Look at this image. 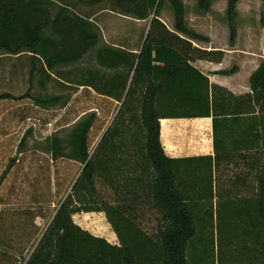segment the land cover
Wrapping results in <instances>:
<instances>
[{"label":"trees","instance_id":"16d2710c","mask_svg":"<svg viewBox=\"0 0 264 264\" xmlns=\"http://www.w3.org/2000/svg\"><path fill=\"white\" fill-rule=\"evenodd\" d=\"M85 1L97 4L103 0ZM114 1L122 14L140 20L150 18L136 52L105 43L96 22L67 5L59 4L52 11L53 0H0V52L30 55V79L38 73L43 87L47 79L66 78L70 84L88 86L120 102L113 125L92 154L88 133L96 118L93 111L72 123L66 138L55 131L47 139L45 148L52 159L67 157L83 166L72 192L58 205L26 264H190L191 247L203 233L206 240L200 241V260H192V264H264V240L245 230L243 234L250 235V241L218 239L215 256L213 232L205 230L204 222L197 220L190 196L180 188L182 183L187 184L180 179L181 175L202 174L206 177L202 193L211 195L213 163L206 157L181 160L166 156L160 143L159 123L161 118L212 116L215 119L256 109L264 111V59L249 77L250 92L235 96L226 88L209 83L207 76L190 64L195 58L220 62L223 52L192 45L191 41L209 42V38L188 26L183 0ZM216 1L197 0V5L208 11ZM238 1L227 0L226 5L230 44L236 37ZM165 2L173 11V31L160 19ZM90 52H93L94 66L73 71ZM64 67L72 69L65 72ZM7 98L15 97L0 94V100ZM32 99L43 107L66 103L62 95L33 96ZM129 128L136 141V173L131 179L135 190L129 197H118L115 202L100 199L95 179L107 173V182L113 185L111 166L119 151V142L114 140ZM29 133L30 130L23 135L20 146ZM258 194L264 222V166L259 173ZM141 206L155 209L158 215V223L151 232L139 221ZM81 212H103L118 243H111L76 224L72 216ZM223 218L224 215L217 214V222ZM206 223L213 225L208 220ZM219 225L220 222L218 233L226 236L224 225L222 229ZM234 246L251 257L220 256L222 248L230 251Z\"/></svg>","mask_w":264,"mask_h":264},{"label":"rangeland","instance_id":"374dc122","mask_svg":"<svg viewBox=\"0 0 264 264\" xmlns=\"http://www.w3.org/2000/svg\"><path fill=\"white\" fill-rule=\"evenodd\" d=\"M53 1L52 11L62 4L83 16H89L99 26L103 41L109 43L122 42L118 37L119 33L134 32L135 37L131 39L130 45L138 49L149 27L150 18L137 20L132 15L122 14L114 0H103L97 4H88L85 0ZM183 2L188 26L209 38V42H193L199 46L198 49L222 51L221 61L225 63L226 69L231 70L240 65L249 69L264 59V0L238 1L233 44L229 42L227 0L214 2L208 11L199 9L197 0ZM160 19L174 30L173 11L167 2L161 10ZM87 66H94L93 52L75 66L73 71ZM30 68V55H6L0 52V94L9 93L15 97L0 100V264H26L58 205L72 192V186L80 174L81 163L67 157L52 159L45 148L49 136L56 131L60 137L66 138L70 125L82 110L89 113L87 110L97 109L100 119L95 122L89 137V153L92 154L96 147L97 131L103 126L109 128L113 125L120 107L112 101L101 100L94 94L88 98L81 86L68 82L67 85L63 84L61 81L65 82L66 78L61 81L47 79L42 87L38 73L30 79ZM70 69L72 68L64 67L62 70L66 72ZM49 95H62L66 103L64 106L43 107L32 99L33 96ZM28 130L30 133L20 146V141ZM95 182L98 197L115 202L112 186L104 184L98 177ZM138 209L139 221L151 232L158 223L156 210H147L145 206ZM221 215H224L223 211ZM82 216H85L87 227L97 236L105 238L106 233L112 230L103 216L90 218L79 213L74 215L73 221L81 223ZM223 220L224 218L219 221L220 229L223 228ZM219 222L215 213L213 228L208 223H203L207 228L205 230L214 233L215 256L216 241H226L224 233H218ZM220 256L233 259L251 257L235 246L230 251L222 248ZM189 260L192 264V255H189Z\"/></svg>","mask_w":264,"mask_h":264},{"label":"crops","instance_id":"0c3cea01","mask_svg":"<svg viewBox=\"0 0 264 264\" xmlns=\"http://www.w3.org/2000/svg\"><path fill=\"white\" fill-rule=\"evenodd\" d=\"M167 27L170 29L168 25ZM118 37L122 39V42L109 43L106 40L104 42L128 51L136 52L139 49L130 45L131 39L135 37L134 32L119 33ZM191 43L194 47L198 46L193 41ZM190 64L207 76L209 83L222 86L235 96H242L250 92L248 80L259 62L249 69H244L240 65L233 68V72L228 74L220 73V71L229 70L226 69V65L222 61L214 62L195 58ZM61 82L68 84L66 81ZM81 87L88 98L94 94L101 100L112 101L117 106L120 105V102L115 98L98 94L88 86ZM94 111L97 113H95L96 118L90 131L93 129L95 122L100 119V112L97 109H93ZM85 114L86 111L82 110L78 118ZM159 123L160 143L166 156L181 160L206 157L210 158L213 163L212 194L209 196L202 193V188H205V186H202V182H206L204 175L180 176L182 181L187 182V184L182 183L180 188L190 196L191 207L193 213L197 215V220L206 223L208 220V218L206 219L207 215H212L210 217L212 222L215 213L221 214L223 211L227 239L229 238L230 241H250L251 236L243 234V230H245L255 233L257 239L260 236V240L263 241L264 222L260 215L258 189L259 173L262 172L264 166V111L256 109L249 113L241 112L227 114L223 117L217 116L215 119L212 116L161 118ZM107 129L108 127L103 126L97 131L96 146L99 145ZM90 131L88 141H90ZM114 141L119 142V151L115 155V161L111 166L112 191L117 199L118 197H129L131 191L135 190V186L131 185V179L135 177L136 173V141L130 128L120 134ZM98 178L102 179L104 184H108L109 177L107 173L100 175ZM196 182L199 184H192ZM77 214L79 213L74 215ZM81 214L90 218L93 216H103L105 218L103 212H81ZM74 215L72 216L73 219ZM84 217H80L81 223L74 222L96 235L87 227ZM211 227L213 228V226ZM202 229L204 232V227ZM211 235L214 241V233ZM105 239L110 242L118 241L113 230L106 233ZM205 240L206 235L204 233L200 234L193 243V247H191L195 261L200 260L202 249V242L200 241Z\"/></svg>","mask_w":264,"mask_h":264}]
</instances>
